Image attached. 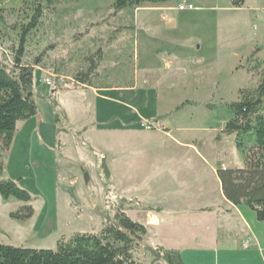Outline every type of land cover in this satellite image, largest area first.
I'll return each mask as SVG.
<instances>
[{"label":"rangeland","instance_id":"rangeland-1","mask_svg":"<svg viewBox=\"0 0 264 264\" xmlns=\"http://www.w3.org/2000/svg\"><path fill=\"white\" fill-rule=\"evenodd\" d=\"M1 5L0 50L10 57L0 59L10 66L25 6ZM99 50L89 82H75ZM257 60H264V0L242 7L173 0L119 11L114 0H56L23 58L34 66L38 113L18 121L3 151L5 178L31 193L33 216L9 225L8 214L23 202L0 195L7 231L0 240L55 249L61 238L107 224L96 207L110 221L125 213L146 226L136 252L141 264H167L147 247L172 241L175 250L182 245L176 234L208 239L214 228L231 240L226 232L234 224L216 172L245 166V152L221 130L232 114L228 103L258 85L251 71ZM206 207L214 212L200 210ZM162 223L170 233L160 232ZM197 229L204 232L194 236ZM255 230L264 242V222L255 218Z\"/></svg>","mask_w":264,"mask_h":264},{"label":"trees","instance_id":"trees-1","mask_svg":"<svg viewBox=\"0 0 264 264\" xmlns=\"http://www.w3.org/2000/svg\"><path fill=\"white\" fill-rule=\"evenodd\" d=\"M173 0H114L116 11L144 3H167ZM56 0H23L25 11L18 30L19 44L11 49V65L0 59V195L4 199L15 198L25 205L11 212L10 217L27 220L33 216L29 204L31 193L18 182L5 178L3 151L9 150L15 138L17 123L37 115L38 106L34 92V66L23 61L29 35L41 23L45 10L53 7ZM246 0H232L235 7H242ZM6 8L0 6V23L4 21ZM102 51L90 58L88 70H80L75 82H89L91 74L102 59ZM5 60L10 57L2 53ZM251 71L260 76L255 88L243 89L238 100L228 103L231 117L221 134L235 135L238 148L245 152V166L218 168L217 176L225 198L237 207H246L264 222V60L253 63ZM182 107V104L179 106ZM202 211H212L206 207ZM146 226L125 213L98 232H85L71 238H61L55 249L31 248L0 243V264H141L136 258L140 240L146 234ZM158 258L167 264H185L181 252L162 245L154 247ZM155 257V256H154ZM154 264V263H152Z\"/></svg>","mask_w":264,"mask_h":264},{"label":"crops","instance_id":"crops-1","mask_svg":"<svg viewBox=\"0 0 264 264\" xmlns=\"http://www.w3.org/2000/svg\"><path fill=\"white\" fill-rule=\"evenodd\" d=\"M1 2L2 0H0V4ZM223 197L229 206L228 209H226V216H228L234 224V228L230 227L231 230L226 232L230 235L229 237H231V240H229L226 235L224 236L225 232L220 233L219 229L214 228L209 230L208 234L210 235L211 233V235L208 239L200 238L199 240L193 238V240L184 241L181 235L173 232L178 235L176 236V240L182 241V245L175 248V250L181 252L185 264H264L263 236L255 230V218L257 219L256 214L244 206L237 207L233 205L225 198L224 194ZM20 204L24 205L25 203ZM202 212L211 214L214 211ZM8 216L11 219V221H9L10 223L8 222L9 225L17 226V220L11 218L10 214H8ZM157 227L162 234L170 233V228L166 227L164 223ZM197 230V235L195 234L194 236H198L200 233L204 232L203 229ZM1 231L3 233H1L2 235L7 236V231L0 227V232ZM247 236L248 239L245 241L242 240ZM248 240L250 241V245L244 247L243 244ZM188 241H190V243H188ZM0 243L6 244L2 240H0ZM160 245L164 247L166 246L165 244ZM170 245H172V241L170 242ZM255 245V249H250ZM169 246H166L165 248L168 249Z\"/></svg>","mask_w":264,"mask_h":264},{"label":"water","instance_id":"water-1","mask_svg":"<svg viewBox=\"0 0 264 264\" xmlns=\"http://www.w3.org/2000/svg\"><path fill=\"white\" fill-rule=\"evenodd\" d=\"M96 214L100 215L101 217L105 218L107 221H110L111 217L99 210L98 207L95 208ZM147 249L152 253V255L155 256V258H158L156 251L152 247H147Z\"/></svg>","mask_w":264,"mask_h":264},{"label":"built area","instance_id":"built-area-1","mask_svg":"<svg viewBox=\"0 0 264 264\" xmlns=\"http://www.w3.org/2000/svg\"><path fill=\"white\" fill-rule=\"evenodd\" d=\"M47 82H51V80L48 78L47 79ZM245 247H248L250 245V241H246L244 244H243Z\"/></svg>","mask_w":264,"mask_h":264}]
</instances>
